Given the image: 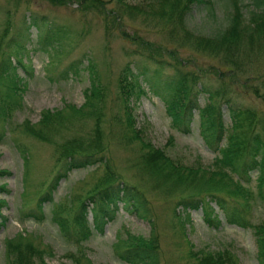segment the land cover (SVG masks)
Instances as JSON below:
<instances>
[{"label": "trees", "instance_id": "16d2710c", "mask_svg": "<svg viewBox=\"0 0 264 264\" xmlns=\"http://www.w3.org/2000/svg\"><path fill=\"white\" fill-rule=\"evenodd\" d=\"M47 1L64 4L68 0ZM70 1L80 11L95 12L102 16L105 23H115L119 34L136 45L130 52L154 66L148 75H152L161 93L171 126L180 132H188L195 111L199 133L205 145L215 154L209 165L199 162L185 164L168 155L162 147L141 138L139 129L133 126L127 98L138 97L144 92L137 76L139 71H147V68L144 64L126 61L115 83L125 121L123 124L120 122V133L114 142L124 147H130L128 144L134 142L137 146L136 149L134 147L133 160L126 165L131 175L125 177L123 169V172L115 170L108 155V140L102 126L104 86L96 63L83 54V65H80L82 58L69 60L57 75H78L82 68L86 71L87 84L81 90L83 102L79 105L64 102L61 107L52 110L43 108L35 122L28 119L21 122V132L52 145L54 162L57 163L54 173L38 191L34 207L24 212L22 209V213L41 220L44 217L42 204L50 202V219L63 239L76 248L73 252H65L66 256L75 264H89L82 242L89 237L92 228L102 231L104 223L112 217L120 203L124 209L147 220L150 232L148 236H142L126 231L125 237L116 242L119 257L132 264H160L154 230L156 215L144 193L145 189L157 190L165 196L174 197L173 209L178 205L184 210L200 207L202 218L209 226L217 227L221 221L211 204L213 202L222 211L226 222L251 227L257 245L258 264H264V215L257 223L250 220L254 195L260 200L264 213V109L239 104L236 100L249 94L264 104V67L261 74L255 73L254 69L247 70L248 64L253 61L264 62V0H247L245 3L244 0H220L226 8L225 18L204 22L200 32L190 28L188 13L193 5H212L218 0H149L151 9L129 4L125 0H113L116 4L113 8H107L103 0ZM24 2L27 3V0ZM212 10L209 6L208 11L214 16ZM137 13H144L156 22L166 43L154 42L136 32L120 29L119 21L123 17L129 19ZM44 19L42 15L29 11L27 19L22 22L19 38H10L9 42L13 44L8 48L13 47L17 52L24 46L30 26L40 32L38 42L41 48H47L46 45L53 40L59 43L51 27H42ZM7 25L8 13L0 31V42L7 32ZM104 28L108 29L106 25ZM185 49L192 54L191 62L179 55ZM202 53L211 62L206 65L198 63L197 57ZM14 61L5 49H0V85L4 86V97H0L2 123L9 116L11 107L19 105L24 77L31 73L30 63L24 62L22 57ZM18 65L23 74L16 70ZM164 68L169 69V74L161 78L158 73ZM245 73L251 78L244 76ZM11 81L14 86L9 85ZM199 94L202 103L198 101ZM221 104L225 106L227 121L223 119ZM87 120L86 130L81 131ZM168 140L171 142L172 137ZM18 151L24 165L28 151L21 146H18ZM82 166H92L93 180H89L83 192L71 194L67 200L53 202L51 194L58 180L72 168ZM253 172L254 189H251L249 181ZM9 174V169L0 168V177ZM3 187L4 182L0 184V188ZM21 195H25L23 189ZM88 212L91 220L87 218ZM174 215L181 223L188 217L187 213L185 218L177 212ZM4 221L5 217L0 215V226ZM188 245L187 255L191 261L187 264H238L233 252L225 247L193 250L190 242ZM3 254L5 264H48L44 257L52 254V248L32 233L17 231L4 238Z\"/></svg>", "mask_w": 264, "mask_h": 264}, {"label": "rangeland", "instance_id": "374dc122", "mask_svg": "<svg viewBox=\"0 0 264 264\" xmlns=\"http://www.w3.org/2000/svg\"><path fill=\"white\" fill-rule=\"evenodd\" d=\"M125 1L140 7L152 8L148 6L149 0ZM245 1L247 0L243 3ZM103 2L107 8H113L116 5L113 0H103ZM209 6L213 8L214 16L210 15ZM29 11L37 16L45 17L42 27H51V32L57 35L59 43L53 40L50 45H46L47 48H41L38 42L40 32L34 26H30L24 46L17 52L13 50V47L8 48L13 44L9 42L10 38H19L22 22L27 19ZM7 13V32L0 42V49H5V53L8 52L12 61L20 56L24 62H29L31 73L24 77V88L20 93L19 105L11 107L6 121L0 122V168L10 170L9 175L0 177V184L4 182L3 189L0 188V199L4 200L0 203V215L5 217L4 223L0 226V264H5L4 238L12 236L17 231L32 233L51 246L52 254L44 257L48 264H75L65 254V252L75 251V245L63 239L56 224L50 219V202H43L44 217L41 220H35L22 213V209L24 212L34 207L38 191L54 173L57 163L54 162L52 145L21 132V122L23 119L35 122L43 108L52 110L61 107L64 102L75 105L83 102L81 90L87 84L86 71L82 68L78 75L57 76L69 60L82 58L80 65H83L85 63L83 54H85L90 56L97 65L105 91L102 126L108 140V155L115 170L123 169L125 177L132 173L126 165L133 160L132 155L136 152L134 147L136 149L137 146L134 142L128 144L130 147L114 142V138L120 133V122L123 124L125 121L123 105L116 95L118 89L115 83L116 76L126 61L144 64L147 68V71H139L137 76L144 92L138 97L127 98L133 126L139 129L141 138L148 140L154 146L162 147L168 155L185 164L199 162L209 165L215 152L205 145L199 133L195 111L188 132H179L170 125L169 116L161 100V93L156 88L152 75H148L152 73L154 66L143 62L137 54L130 52L136 45L119 34V31L115 29V23H105L102 16L95 12L78 10L76 4L70 0L64 4H52L47 0H27V3L24 0H0V31L4 26ZM134 15L129 19L123 17L119 21L120 29L129 33L136 32L154 42L166 43L153 19L144 13ZM225 15L226 8L222 6L220 0L212 5L205 3L193 5L188 13L189 25L193 31L200 32L204 22L209 23L212 19L222 21ZM104 25L108 27L107 30ZM167 45L170 46L169 43ZM202 54L197 57L198 63L206 65L211 62L204 53ZM179 55L191 62L192 54L189 50L185 49ZM131 66L134 71L135 68L132 64ZM263 67V60L258 63L253 61L248 64L247 70L254 69L255 73L261 74ZM16 70L19 74L24 73L19 65ZM168 74V68L158 73L161 78H165ZM244 76L251 78L247 73ZM9 85L14 86L15 83L11 81ZM3 90L4 86L0 85V97H4ZM200 96L199 94L198 101L202 103ZM236 100L239 104H249L264 109V104L259 103L249 94L241 95ZM221 108L223 119L227 121L224 104H221ZM88 124L87 120L80 130H86ZM170 136L171 142L168 140ZM18 146L28 151V158L24 165ZM91 169L92 166H82L67 171L52 191L53 202L67 200L71 194L83 192L89 180H93ZM250 177L249 187L254 189V172ZM142 186L145 187L144 184ZM22 189L25 195H21ZM144 193L149 198L156 215L154 230L158 241L160 264H187L191 261L187 255L188 242L192 244L193 250L198 248L216 250L225 247L233 252L238 264H258L253 229L226 222L222 211L213 202L211 204L221 219L217 227L205 223L200 207L184 210L178 205L173 209L171 206L174 197L165 196L160 191L150 189H145ZM174 212L179 213L181 218H185L187 213L188 217L181 223ZM263 215L262 204L254 195L251 199L250 220L252 223H257ZM87 218L91 220L90 212L87 213ZM126 231L148 236L150 225L147 220L137 217L119 203L112 217L104 223L102 231L98 232L92 228L89 237L82 242L88 263L132 264L119 257V249L116 247V242L119 238L125 237Z\"/></svg>", "mask_w": 264, "mask_h": 264}]
</instances>
